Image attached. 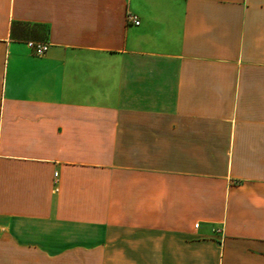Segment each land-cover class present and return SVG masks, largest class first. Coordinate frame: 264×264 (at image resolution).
<instances>
[{"label": "crops", "instance_id": "0c3cea01", "mask_svg": "<svg viewBox=\"0 0 264 264\" xmlns=\"http://www.w3.org/2000/svg\"><path fill=\"white\" fill-rule=\"evenodd\" d=\"M0 264H264V0H0Z\"/></svg>", "mask_w": 264, "mask_h": 264}, {"label": "built area", "instance_id": "2783aa9c", "mask_svg": "<svg viewBox=\"0 0 264 264\" xmlns=\"http://www.w3.org/2000/svg\"><path fill=\"white\" fill-rule=\"evenodd\" d=\"M127 21L132 22L135 25L139 24V20L136 18V16L127 14ZM30 47L32 48L33 52L37 56L43 55L49 48V44L46 42H29ZM56 175V173L54 174ZM197 226V224H196Z\"/></svg>", "mask_w": 264, "mask_h": 264}]
</instances>
